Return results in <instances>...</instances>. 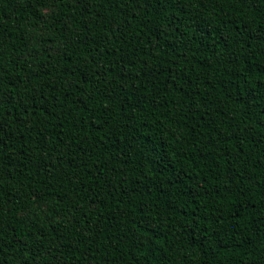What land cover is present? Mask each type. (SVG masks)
<instances>
[{
  "label": "trees",
  "instance_id": "obj_1",
  "mask_svg": "<svg viewBox=\"0 0 264 264\" xmlns=\"http://www.w3.org/2000/svg\"><path fill=\"white\" fill-rule=\"evenodd\" d=\"M0 264H264V0H0Z\"/></svg>",
  "mask_w": 264,
  "mask_h": 264
},
{
  "label": "snow or ice",
  "instance_id": "obj_2",
  "mask_svg": "<svg viewBox=\"0 0 264 264\" xmlns=\"http://www.w3.org/2000/svg\"><path fill=\"white\" fill-rule=\"evenodd\" d=\"M0 102H2V101H0Z\"/></svg>",
  "mask_w": 264,
  "mask_h": 264
}]
</instances>
